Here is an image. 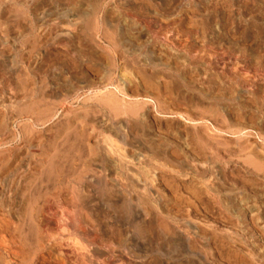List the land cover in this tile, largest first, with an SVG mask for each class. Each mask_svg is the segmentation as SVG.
Segmentation results:
<instances>
[{
    "label": "rangeland",
    "instance_id": "rangeland-1",
    "mask_svg": "<svg viewBox=\"0 0 264 264\" xmlns=\"http://www.w3.org/2000/svg\"><path fill=\"white\" fill-rule=\"evenodd\" d=\"M0 264H264V0H0Z\"/></svg>",
    "mask_w": 264,
    "mask_h": 264
}]
</instances>
